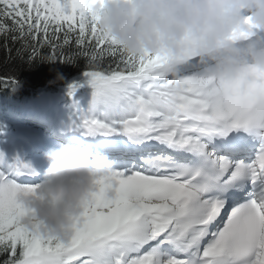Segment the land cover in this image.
Returning a JSON list of instances; mask_svg holds the SVG:
<instances>
[{
    "label": "snow or ice",
    "instance_id": "snow-or-ice-1",
    "mask_svg": "<svg viewBox=\"0 0 264 264\" xmlns=\"http://www.w3.org/2000/svg\"><path fill=\"white\" fill-rule=\"evenodd\" d=\"M106 3L0 0L9 55L10 40L31 63L85 61L92 101L72 126L114 161L61 240L25 227L39 172L0 153V264H264V71L226 82L199 57L127 55L100 30ZM248 23L233 42L264 36Z\"/></svg>",
    "mask_w": 264,
    "mask_h": 264
},
{
    "label": "clouds",
    "instance_id": "clouds-1",
    "mask_svg": "<svg viewBox=\"0 0 264 264\" xmlns=\"http://www.w3.org/2000/svg\"><path fill=\"white\" fill-rule=\"evenodd\" d=\"M248 17L264 32V0H107L99 26L127 55L167 56L174 67L199 57L230 82L242 76L254 79L250 66L264 71V36L231 39L233 33L252 32ZM43 158L45 178L35 193L21 197L30 213L24 225L45 238L67 240L97 190L95 180L114 161L93 144L71 139L50 147Z\"/></svg>",
    "mask_w": 264,
    "mask_h": 264
},
{
    "label": "trees",
    "instance_id": "trees-1",
    "mask_svg": "<svg viewBox=\"0 0 264 264\" xmlns=\"http://www.w3.org/2000/svg\"><path fill=\"white\" fill-rule=\"evenodd\" d=\"M4 43L0 39V76L15 78L19 86L15 91L0 86V127L7 123L11 115L27 109L31 100L43 97L44 94L62 92L63 87L74 83L84 84L86 68L83 59L75 63H31L27 52L18 55L19 43L8 41L12 49L10 55ZM72 50L75 51L74 48ZM47 53L48 50L44 49V54Z\"/></svg>",
    "mask_w": 264,
    "mask_h": 264
},
{
    "label": "bare ground",
    "instance_id": "bare-ground-1",
    "mask_svg": "<svg viewBox=\"0 0 264 264\" xmlns=\"http://www.w3.org/2000/svg\"><path fill=\"white\" fill-rule=\"evenodd\" d=\"M86 95L90 96L89 98L87 97V99H92V95H90V94H82V95L80 94L79 96L84 97ZM80 97L77 99L76 105H78V107L81 110L86 112L91 106V101L85 102L84 98H83V101L82 100L78 101L80 99ZM60 98H63V96L58 94V95H55L51 98H47L45 100L33 102L32 107L34 106L33 108H35L36 111H30L29 112L30 118L31 117L36 118L38 116H41L44 118L49 117V118H46L45 120L51 126L49 128V131H47L48 133L51 134V137L54 135V132H59V131L66 130V129L67 130L69 129L68 131L75 133L76 135H80L81 133L72 126V116L71 115L74 112H71V110L62 109L63 113L60 114L59 116H56L55 114L48 115V111H50L51 104H53V103H55L57 105L62 104L63 100L61 101ZM68 113H70L71 115H69ZM57 125L60 129L57 128ZM17 139H25L27 141V143H22V144L4 143V144H1L0 153H3L4 156L9 161H10V159L8 157L10 155H15V156L19 157L22 161H24L26 163H31L32 166L40 174L41 168L46 169L48 167L47 162L44 159H42L43 157L36 155L37 150L43 146V136L40 135V133L35 134V132L32 130L23 129L19 133V137ZM69 139L80 140L83 143L87 144L85 137H83L81 135L78 137V139L73 137V136H65V141H67ZM31 155H35L34 158H32Z\"/></svg>",
    "mask_w": 264,
    "mask_h": 264
},
{
    "label": "rangeland",
    "instance_id": "rangeland-1",
    "mask_svg": "<svg viewBox=\"0 0 264 264\" xmlns=\"http://www.w3.org/2000/svg\"><path fill=\"white\" fill-rule=\"evenodd\" d=\"M88 94H90V95H92V91L91 92H88ZM82 95V94H81ZM64 97V96H63ZM80 96L78 95V94H75V96L74 97H72V101H70L69 102V100H65V99H63V98H60V100L62 101L63 100V103H65V105L66 106H64V105H62L61 106V108H55V107H52L51 109H50V111H48V114H51V113H53V114H55L56 116H59L60 114H62L63 113V110H62V107H63V109H68V110H71L72 112H74L75 110V106L74 105H76V101H77V99L79 98ZM87 97L89 98L90 96L89 95H86V96H84V97H80V99L78 100V101H80V100H82L83 101V98L85 99V102L86 101H92V99H87ZM81 101V102H82ZM85 104V103H84ZM34 107V106H33ZM32 106H31V109L33 110V111H36L35 110V108H33ZM61 110H62V112H61ZM69 115H71L70 113H68ZM72 117H73V114L71 115ZM20 126H21V123H18V125H16V127H18V131H16L15 133H10V132H4V133H0V146H1V144L3 143L4 144V142L5 143H15V144H22V143H27V141L25 140V139H18V141H20V142H15V140L16 139H12V137H14V136H18V134H19V132H20ZM40 135H42L43 136V134H41L40 133ZM7 137H9V138H7ZM46 138H50V133L48 134H46ZM8 140V141H7ZM45 145V144H44Z\"/></svg>",
    "mask_w": 264,
    "mask_h": 264
}]
</instances>
